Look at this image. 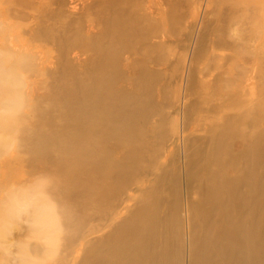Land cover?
I'll return each mask as SVG.
<instances>
[{
  "label": "rangeland",
  "instance_id": "374dc122",
  "mask_svg": "<svg viewBox=\"0 0 264 264\" xmlns=\"http://www.w3.org/2000/svg\"><path fill=\"white\" fill-rule=\"evenodd\" d=\"M237 164L264 165V0H0V264H81L141 181L183 228L254 194L264 237V168Z\"/></svg>",
  "mask_w": 264,
  "mask_h": 264
},
{
  "label": "bare ground",
  "instance_id": "6f19581e",
  "mask_svg": "<svg viewBox=\"0 0 264 264\" xmlns=\"http://www.w3.org/2000/svg\"><path fill=\"white\" fill-rule=\"evenodd\" d=\"M254 147L255 142L249 140L243 154L245 158L252 155ZM218 164V161H216L215 167H218ZM238 164L225 168H233L232 170L236 173L253 171L255 176L257 175L256 172L260 173L264 168V165L259 164L253 170L248 165L238 169ZM215 176L209 177L211 180H215ZM139 184L140 187H135L124 204V209L129 211L128 218L126 220L119 218L117 209L114 208L112 217L108 218L105 224H102L103 229H97L99 232L96 247H94V243H91L94 248L84 246L86 248L84 251L81 248L78 249L79 252L83 251L81 264H264V237H261V228L258 229L259 217H257V211L255 210L253 214V212H247L242 207L243 201H252L254 194L253 197L248 199L242 198L243 201L237 195L238 193L232 201L215 197L212 210L199 215L192 214L194 211L193 203H190V206H188L189 215H187L186 220L184 219L183 228L176 209H174V213L170 218H167L165 215L167 205L165 203L161 205L160 202H156L154 199L147 201L145 196L148 195V191L142 188L146 186L145 181H141ZM221 184L220 188H224L228 183L222 179ZM213 185L211 192L213 196H216L219 191L215 190ZM251 187L255 193L258 186L252 185ZM130 202L132 205L128 206ZM231 203L232 205L239 204L241 207L235 206L237 208L233 210ZM49 210L45 207L36 208L30 222L36 225L35 229L39 231L48 230L46 237H44L50 245L47 248V253L52 254L56 244V239L53 237L60 230V227L57 225L55 213ZM89 210L91 209H84L83 211L84 215L90 218L93 214L88 213ZM83 211L80 212L83 214ZM196 212L199 213L198 209ZM18 215V210L13 213V217ZM67 216L71 217L70 214ZM200 217L202 221L201 225L198 226ZM186 221L187 227L193 233L191 241L193 243L185 238ZM73 223H75L74 220ZM67 227H72V225ZM105 230L107 232L102 234ZM33 232L35 231L33 230ZM87 235H91V233ZM160 237L163 242H161ZM175 245L176 247L178 245L177 254L174 250ZM103 247L105 249H102ZM27 260L24 258L20 262L21 264H27ZM59 261L61 262V260ZM52 262L50 264H55ZM69 263L70 261H66V264ZM30 264L41 263L31 261Z\"/></svg>",
  "mask_w": 264,
  "mask_h": 264
}]
</instances>
